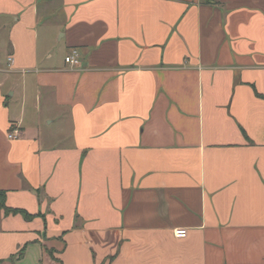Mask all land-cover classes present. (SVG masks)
Masks as SVG:
<instances>
[{
    "label": "crops",
    "instance_id": "crops-1",
    "mask_svg": "<svg viewBox=\"0 0 264 264\" xmlns=\"http://www.w3.org/2000/svg\"><path fill=\"white\" fill-rule=\"evenodd\" d=\"M0 192V264H264V0H0Z\"/></svg>",
    "mask_w": 264,
    "mask_h": 264
},
{
    "label": "built area",
    "instance_id": "built-area-1",
    "mask_svg": "<svg viewBox=\"0 0 264 264\" xmlns=\"http://www.w3.org/2000/svg\"><path fill=\"white\" fill-rule=\"evenodd\" d=\"M65 62L70 66L79 65V54L76 49H73L70 54L65 56ZM19 129L14 127L8 134L9 138H15L19 134ZM173 234L177 238H184L187 235V230L184 228H177L173 231Z\"/></svg>",
    "mask_w": 264,
    "mask_h": 264
},
{
    "label": "trees",
    "instance_id": "trees-1",
    "mask_svg": "<svg viewBox=\"0 0 264 264\" xmlns=\"http://www.w3.org/2000/svg\"><path fill=\"white\" fill-rule=\"evenodd\" d=\"M0 207L3 208L6 214H21L25 219H30L33 215L27 213L23 209L9 208L4 204V192H0ZM22 253V251H21ZM20 253V254H21Z\"/></svg>",
    "mask_w": 264,
    "mask_h": 264
}]
</instances>
